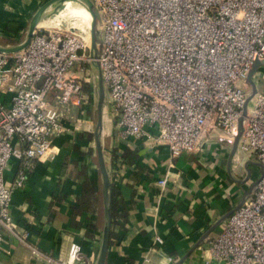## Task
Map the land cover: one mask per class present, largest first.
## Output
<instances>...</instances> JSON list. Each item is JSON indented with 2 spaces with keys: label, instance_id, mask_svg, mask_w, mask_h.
Masks as SVG:
<instances>
[{
  "label": "built area",
  "instance_id": "obj_1",
  "mask_svg": "<svg viewBox=\"0 0 264 264\" xmlns=\"http://www.w3.org/2000/svg\"><path fill=\"white\" fill-rule=\"evenodd\" d=\"M91 1L117 135L164 147L170 167L214 133L231 145L250 91L248 72L255 60H264V0ZM59 27L36 28L25 49L0 53V94L9 95L0 100V256L8 253L5 233L23 243L28 239L26 228L16 229L11 195L37 163L53 157V139L69 130L59 110L77 108L78 129L93 105L90 37ZM254 81L257 93L248 104L235 155L261 163L263 174L208 241L209 258L226 264H264V68ZM51 95L57 107L50 105ZM11 159L17 160V170L7 185ZM169 178L167 171L156 181L160 195L169 191ZM77 252L73 247V255Z\"/></svg>",
  "mask_w": 264,
  "mask_h": 264
},
{
  "label": "crops",
  "instance_id": "obj_2",
  "mask_svg": "<svg viewBox=\"0 0 264 264\" xmlns=\"http://www.w3.org/2000/svg\"><path fill=\"white\" fill-rule=\"evenodd\" d=\"M46 1L0 0V41L19 35ZM8 98L0 94V100ZM49 102L57 107L54 95ZM59 113L69 130L53 139V157L37 163L24 186L11 195L16 229L26 228L28 239L23 243L5 233L8 253L0 256V264L96 263L102 197L93 137L90 140L91 110L78 129L73 118L77 108ZM102 147L110 181L121 192L118 212L126 214L125 221L119 217L113 227L105 264H175L224 217L182 264H226L209 258L208 241L250 191L260 174L258 166L246 169L248 161L239 154L228 172L231 145L215 133L201 140L194 152L174 159L171 167L164 147L121 139L112 122L103 127ZM16 170L17 160L11 159L5 169L7 185ZM167 171L169 191L160 195L156 181ZM157 238L161 243H155ZM75 246L78 252L73 255Z\"/></svg>",
  "mask_w": 264,
  "mask_h": 264
},
{
  "label": "water",
  "instance_id": "obj_3",
  "mask_svg": "<svg viewBox=\"0 0 264 264\" xmlns=\"http://www.w3.org/2000/svg\"><path fill=\"white\" fill-rule=\"evenodd\" d=\"M60 1H76V2L82 3L87 9L90 15V18H91L90 27H89V37H90L89 55L91 58L90 67L95 76L96 92H97L96 122H95L94 130H93V141H94V146L96 150L97 166H98V170L100 174V189H101V197H102V233H101V240H100L98 255H97L95 264H105L107 251L110 245L109 242H110V233H111V193H110L111 181H110V177L108 174L106 162L104 159V152H103V147H102V130H103L102 109H103V103L105 102L106 93H105V87L103 84L100 65L98 62V55H99V49L101 47V41H100L98 29H97V14H96L92 1L91 0H48L46 1L36 10V12L31 17L28 27H27L24 40L15 46L0 45V53L14 54V53H18L22 51L23 49H25L28 46L33 36V33L35 29L37 28V25L40 19L42 18L43 14L52 4L60 2ZM260 68H264V60H255L252 63L251 68L246 78V83L250 91L242 106L241 116L238 118V121H237V135L234 137L231 143V148H230L228 159H227L228 172L230 171V164L234 158V155L236 154L238 141L243 133V121L247 115L248 104L253 99L255 94L257 93V85H256V82L254 81V78ZM250 164L258 166L260 169V174H263V165L261 163L256 162V161H248L245 165L246 169H247V165H250ZM254 184L255 183H253L252 187L254 186ZM252 187L250 188V191L252 190ZM250 191L247 192L246 195H244L238 207L242 204L246 196L250 194ZM225 218L226 217H224L223 219L218 221L216 224H214L199 239V241L192 247V249H190L175 264H182L184 260L191 254V252L195 248H197L200 245V243H202V241L207 238L209 233L214 228H216V226Z\"/></svg>",
  "mask_w": 264,
  "mask_h": 264
},
{
  "label": "bare ground",
  "instance_id": "obj_4",
  "mask_svg": "<svg viewBox=\"0 0 264 264\" xmlns=\"http://www.w3.org/2000/svg\"><path fill=\"white\" fill-rule=\"evenodd\" d=\"M68 17L76 20H81L85 24L86 30L89 34V27L91 22L90 15L85 6L82 3L76 1H60L52 4L43 14L37 25V28H50L55 25L64 27L63 20Z\"/></svg>",
  "mask_w": 264,
  "mask_h": 264
},
{
  "label": "rangeland",
  "instance_id": "obj_5",
  "mask_svg": "<svg viewBox=\"0 0 264 264\" xmlns=\"http://www.w3.org/2000/svg\"><path fill=\"white\" fill-rule=\"evenodd\" d=\"M49 16H47V17H49ZM63 25H64V28H68V29H70L72 31L74 30V31H77V32H81L82 31L86 36L89 35L88 34V31L86 30L85 24L81 20H76V19H72V18H69L68 17L65 20H63ZM56 28H60V27L57 26V25H55V26L50 27V28H38V29H41V30L42 29L54 30ZM26 31H27V27L25 29H23V31H21L20 33H16V34H19V35L15 36V37H9V38H7V39H10L11 43H9V45L6 44V45H3V46H15V45H18L19 43H21L24 40L25 35H26ZM1 42L2 41H0V43ZM1 44H4V43H1ZM96 102H97V92L94 94V97H93V105H90V107H89L91 109V116H90L91 118L89 120L91 122V124H90L91 125L90 126L91 131H93V128H94L95 122H96ZM249 105H251L250 102H249ZM73 118H78V114L75 115ZM82 122H83V117H81L80 124ZM102 124H103V127L106 124H111V119H110V114H109V108H108L107 103H106V95H105V102L103 103V109H102Z\"/></svg>",
  "mask_w": 264,
  "mask_h": 264
},
{
  "label": "trees",
  "instance_id": "obj_6",
  "mask_svg": "<svg viewBox=\"0 0 264 264\" xmlns=\"http://www.w3.org/2000/svg\"><path fill=\"white\" fill-rule=\"evenodd\" d=\"M3 43L9 44L11 43L10 40H2ZM87 89V87H86ZM93 135L90 137V140L92 139ZM110 193H111V233H110V244L112 242V239L114 238L113 233V227L115 226L117 219L120 217L123 222L125 221V213L118 212L119 207L122 205V199H121V192L118 188H116L112 183L110 185Z\"/></svg>",
  "mask_w": 264,
  "mask_h": 264
}]
</instances>
